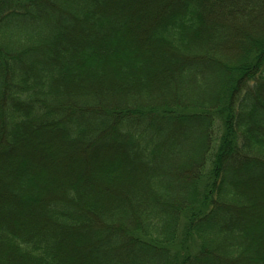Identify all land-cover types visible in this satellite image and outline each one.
Instances as JSON below:
<instances>
[{
	"label": "trees",
	"instance_id": "obj_1",
	"mask_svg": "<svg viewBox=\"0 0 264 264\" xmlns=\"http://www.w3.org/2000/svg\"><path fill=\"white\" fill-rule=\"evenodd\" d=\"M143 5L0 0V264H264V0Z\"/></svg>",
	"mask_w": 264,
	"mask_h": 264
},
{
	"label": "rangeland",
	"instance_id": "obj_2",
	"mask_svg": "<svg viewBox=\"0 0 264 264\" xmlns=\"http://www.w3.org/2000/svg\"><path fill=\"white\" fill-rule=\"evenodd\" d=\"M145 1L147 2V5H143L144 6L143 8H145V7L146 8H149L148 11H147V14L149 15L148 18H151L154 15L153 13H155L157 11V9L159 8L158 7L159 5L161 7H163L164 3L167 2V0H164L165 2L164 1H160L161 3L159 2V0H145ZM258 23H261V20H258L256 22L255 29H253L252 32H254V30H256V28L258 29V27H257V24ZM139 33H140V30L138 31V34ZM139 51H141V50H139ZM234 51H235L234 49L231 50V53H234ZM131 56L132 57H135V54H133V52H132L131 53ZM155 63H158L159 64V66H156L155 71L156 70H159L160 71V69L163 68L162 67L163 64L162 63H159V62H155ZM132 66H133V64H132ZM207 76H208L207 79H208L209 86H208L207 89H202L203 94H208L210 92V90H212V88H213V84L211 82L212 77H210V74H207ZM62 157H64V156H62ZM79 160H80L81 163L82 162L84 163L85 162L84 160H88V156L87 155H81V157H80ZM245 175L246 174H241L240 177L241 178H246ZM248 176L251 177V178H255L256 179V177L254 175H252L251 173L248 174ZM250 185H251L250 186V188H251V193H250L251 195L250 196L252 197L253 202L256 203V202L262 201L264 203V180L261 179V180H255V182L252 181V183ZM262 206L263 205H260L256 209H254L255 210V213H257V215H260V214L263 215L264 214V207H262ZM249 214L251 215V212Z\"/></svg>",
	"mask_w": 264,
	"mask_h": 264
}]
</instances>
